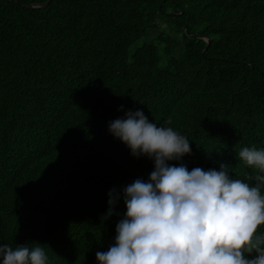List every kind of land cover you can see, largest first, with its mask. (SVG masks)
I'll use <instances>...</instances> for the list:
<instances>
[{
    "label": "trees",
    "instance_id": "obj_1",
    "mask_svg": "<svg viewBox=\"0 0 264 264\" xmlns=\"http://www.w3.org/2000/svg\"><path fill=\"white\" fill-rule=\"evenodd\" d=\"M45 1L0 0V244L98 264L126 210L104 218L109 191L154 167L108 132L128 110L190 139L169 164L257 183L238 152L264 148V0L22 6Z\"/></svg>",
    "mask_w": 264,
    "mask_h": 264
},
{
    "label": "clouds",
    "instance_id": "obj_2",
    "mask_svg": "<svg viewBox=\"0 0 264 264\" xmlns=\"http://www.w3.org/2000/svg\"><path fill=\"white\" fill-rule=\"evenodd\" d=\"M108 132L131 156H145L154 167L147 180L137 178L118 193L109 191L104 218L120 198L126 210L115 226L114 244L96 253L98 264H264V233L256 234L264 225V148L238 152L259 173L252 186L234 179L226 164L190 171L183 163L169 164L191 153L190 139L158 126L142 110L126 111L109 122ZM0 264L50 262L39 243L0 244Z\"/></svg>",
    "mask_w": 264,
    "mask_h": 264
},
{
    "label": "water",
    "instance_id": "obj_3",
    "mask_svg": "<svg viewBox=\"0 0 264 264\" xmlns=\"http://www.w3.org/2000/svg\"><path fill=\"white\" fill-rule=\"evenodd\" d=\"M51 0H46L44 3H34V4H22L25 8H36V7H45Z\"/></svg>",
    "mask_w": 264,
    "mask_h": 264
},
{
    "label": "rangeland",
    "instance_id": "obj_4",
    "mask_svg": "<svg viewBox=\"0 0 264 264\" xmlns=\"http://www.w3.org/2000/svg\"><path fill=\"white\" fill-rule=\"evenodd\" d=\"M142 41H143V39L139 40V41L137 42V44H140V42H142Z\"/></svg>",
    "mask_w": 264,
    "mask_h": 264
}]
</instances>
